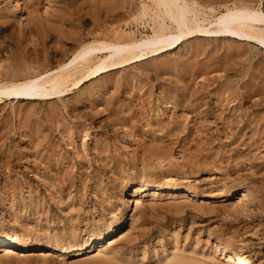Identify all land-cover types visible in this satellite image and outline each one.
Instances as JSON below:
<instances>
[{
  "label": "rangeland",
  "instance_id": "374dc122",
  "mask_svg": "<svg viewBox=\"0 0 264 264\" xmlns=\"http://www.w3.org/2000/svg\"><path fill=\"white\" fill-rule=\"evenodd\" d=\"M195 1L199 19L209 4L264 12ZM160 6L0 0V80L50 71L109 31L153 36ZM68 87L0 103V242L20 243L0 244V264H264L263 48L196 37Z\"/></svg>",
  "mask_w": 264,
  "mask_h": 264
},
{
  "label": "bare ground",
  "instance_id": "6f19581e",
  "mask_svg": "<svg viewBox=\"0 0 264 264\" xmlns=\"http://www.w3.org/2000/svg\"><path fill=\"white\" fill-rule=\"evenodd\" d=\"M156 1L162 6L168 21L166 20L167 23H165L164 26H160L158 24L160 27L157 26V28L159 27L157 30H160L155 33L153 32V36L137 39V36L136 38L132 36L133 33H130L132 35L129 36L132 37L127 35L128 40H124L123 34L117 31H109L108 33L102 34L101 38L98 37L100 38L98 41L87 43L86 45L84 44V46L82 45V47L77 50L68 60L60 62V64L56 65V67L54 66L55 68L50 69V71L40 74H33L32 72L33 76H30L27 79L24 78L25 80L23 81H16L18 77L20 78L19 75H16L17 72H6L4 75L2 74V77L4 80H6V82L2 83L0 80V103L4 99L18 101H40L58 97L64 92L68 91V86L70 84L75 87L82 86L86 82L96 79L103 74L123 69L136 63L144 62L148 58L160 56L167 51L178 48L184 42L196 37L211 39L231 38L240 42L254 43L264 49V12L261 11L262 9L259 10L257 8L254 9V7H244L245 4L243 6H237L239 4L238 3L237 5H233L231 7L226 6L225 10L220 11L217 8L218 6L215 7L216 5L213 6V4L210 6L209 4V6L206 7H209L208 11L210 13V17H208L209 14H205L206 16L204 18L199 19L197 18V13L194 14L195 12H193L192 9H195V7L198 9L200 2L198 3L195 0ZM219 1L226 2L227 0ZM16 10V15L21 12L19 6H17ZM157 11L159 12L160 10ZM109 15L110 14L108 13V16ZM108 20L109 19H107V21ZM106 31L107 29L104 32ZM19 50L20 49H18V51ZM24 54L23 56L25 57ZM28 55L30 56L29 53ZM19 56L20 55H18V57ZM16 60L18 61V58ZM16 62L14 63L15 66L13 67H23L22 65L19 66V61L17 62V65ZM15 68H13V71ZM24 68L31 70V67L28 69V67L25 66ZM8 70L11 71L10 68ZM27 70L25 69V74H27ZM19 73L21 75V71H19ZM37 130H39V128ZM35 133L37 136L38 132ZM145 190H147V188L145 189L144 187H141L136 190V192L142 193L145 192ZM186 192L191 193V190L187 189ZM186 196L187 195H184L183 198ZM0 244H2L4 247L10 246L13 248H18L20 246L19 242H9L7 240L0 242ZM223 254L225 257H229L230 260H244V254L239 253V251L235 252L229 250L224 251Z\"/></svg>",
  "mask_w": 264,
  "mask_h": 264
}]
</instances>
